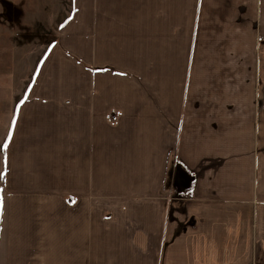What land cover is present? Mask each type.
Instances as JSON below:
<instances>
[{"label": "crops", "instance_id": "crops-1", "mask_svg": "<svg viewBox=\"0 0 264 264\" xmlns=\"http://www.w3.org/2000/svg\"><path fill=\"white\" fill-rule=\"evenodd\" d=\"M77 1L13 115L0 264H264V0Z\"/></svg>", "mask_w": 264, "mask_h": 264}, {"label": "rangeland", "instance_id": "rangeland-1", "mask_svg": "<svg viewBox=\"0 0 264 264\" xmlns=\"http://www.w3.org/2000/svg\"><path fill=\"white\" fill-rule=\"evenodd\" d=\"M79 6L77 0H0V240L4 232L3 174L8 137L19 104L30 90L40 64L53 44L54 36L65 27ZM143 10V9H142ZM146 36L163 38L149 28ZM155 60L161 52H149ZM195 59L194 51H170L172 63ZM148 57L140 52L139 58Z\"/></svg>", "mask_w": 264, "mask_h": 264}, {"label": "trees", "instance_id": "trees-1", "mask_svg": "<svg viewBox=\"0 0 264 264\" xmlns=\"http://www.w3.org/2000/svg\"><path fill=\"white\" fill-rule=\"evenodd\" d=\"M191 189H192V187H191V188H190V190H189V191H190V193L192 192V191H191Z\"/></svg>", "mask_w": 264, "mask_h": 264}]
</instances>
